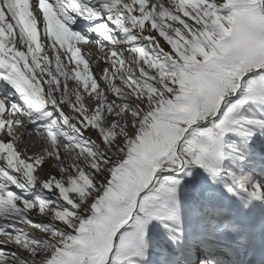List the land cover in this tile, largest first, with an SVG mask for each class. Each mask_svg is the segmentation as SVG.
<instances>
[{"label": "snow or ice", "instance_id": "6c2138e0", "mask_svg": "<svg viewBox=\"0 0 264 264\" xmlns=\"http://www.w3.org/2000/svg\"><path fill=\"white\" fill-rule=\"evenodd\" d=\"M26 2L34 32L0 5V80L20 101L0 95V264H140L176 174L219 179L226 135L254 134L235 113L264 100V0ZM76 16L108 44L73 31ZM227 175L264 200L260 182Z\"/></svg>", "mask_w": 264, "mask_h": 264}, {"label": "rangeland", "instance_id": "374dc122", "mask_svg": "<svg viewBox=\"0 0 264 264\" xmlns=\"http://www.w3.org/2000/svg\"><path fill=\"white\" fill-rule=\"evenodd\" d=\"M113 36L121 41L124 40L120 33H113ZM99 41L108 44L102 39ZM122 46L124 45H116L118 48ZM262 104L260 100L249 101L239 112L235 113V118L239 121L236 126H243L254 134L251 138L245 137L244 144L233 136L229 137L230 134L226 135L224 148L226 160L223 166L227 172H234L247 181H258L264 185V157L261 158L259 156L261 153L258 155L256 151L259 149L260 152H264V128L247 124V120H264V105ZM164 137L166 140V135ZM30 138L28 140L26 136L25 143L30 151H36L39 144L35 139ZM228 144H232L233 147L228 148ZM146 150L141 154H146L153 149L146 147ZM245 157L248 159L247 162H242ZM198 167L194 166L187 168L182 173H177L176 178L180 180V184L176 187V192L157 203L156 206L160 209L162 219L153 218L148 221L145 239L147 248L157 254L161 260L160 264H187L182 261V259H187L183 258V255L192 257L196 251L200 249L207 251L213 246L224 249L226 259L229 258L227 260H230L232 264H262L259 263L256 256L260 254L264 258V200L254 197V199H248L249 193L233 186L231 178L221 176L217 180H212L209 179L211 176L208 172ZM128 178L125 176L121 181L124 188L130 184ZM226 184L231 185L235 190L229 192ZM14 190L28 200L42 194L39 189ZM202 200L208 202L209 205H205L206 202L204 203ZM168 206L182 212V215L188 219L189 227L193 223L197 232L200 230L208 232L209 241L206 242L207 240H204L203 237L201 239L193 235L192 229L185 227L186 224L181 220L169 218L166 215L169 213ZM226 210H231L230 213L236 223L224 214ZM8 211L7 208L0 206V212ZM195 222L197 224L194 225ZM177 229L180 231L177 232ZM8 230L11 231V229ZM235 253L241 256L231 257V254ZM140 264L152 263L147 259L140 261Z\"/></svg>", "mask_w": 264, "mask_h": 264}, {"label": "bare ground", "instance_id": "6f19581e", "mask_svg": "<svg viewBox=\"0 0 264 264\" xmlns=\"http://www.w3.org/2000/svg\"><path fill=\"white\" fill-rule=\"evenodd\" d=\"M0 5H4V6H7L9 8V12H10V14H12L13 21H15L17 24L23 23V25H24L23 30L24 31L34 32L33 21L30 20V19H28V17L30 15L24 9L25 7L22 6L23 4L16 3V0H0ZM17 17H22V19H19L18 20ZM99 22L100 21H98V20L89 21V20L84 19V18H82L80 16H76L75 17V23H73L71 25V29L73 31H77V32H81V33L87 34L90 39L99 40V39H102V38L99 37V36H97L94 32H90L89 31L93 27V25L98 24ZM0 25H4L5 27H8L9 30H11V25H6L5 24V22L3 20V13L2 12H0ZM38 27H39V29H41V26L39 25V23H38ZM41 31H42V29H41ZM117 34H118V32H117ZM3 35H4L3 32L0 31V39H3ZM58 35L62 37L63 36V33L58 32ZM49 55H51V53H49ZM0 95L7 96L10 101L20 102L19 101L18 94L15 93V90L12 88V86L9 85L7 82H5L3 80H0ZM260 101H261V103L264 104V100H260ZM161 127H163V126H161ZM157 135L159 136V131L157 132ZM29 137H31L32 139H35L32 136H27V139ZM164 140H165V137H161L160 138V142H163ZM155 143L156 142L154 141L153 144H155ZM38 144H39V142H38ZM142 144H143V142H142ZM145 151H147L146 150V147L145 148H142L141 153H143ZM128 177H129L128 178L129 179V182L132 183L133 180H134V177H132L130 175ZM209 179L214 180L212 178V176ZM167 209H169V213L166 214L167 211L164 212V213L169 218H174V219H176L178 221L181 220L182 223L190 226V224L188 222V219H186L184 217V215H182V213L177 208L168 206ZM161 213H163V212H161ZM148 257H149V255L147 254V258ZM256 259H258L260 261V263L264 264V258H262L260 254H258L256 256ZM199 261L202 262V261H205V260L200 259Z\"/></svg>", "mask_w": 264, "mask_h": 264}, {"label": "water", "instance_id": "95a60500", "mask_svg": "<svg viewBox=\"0 0 264 264\" xmlns=\"http://www.w3.org/2000/svg\"><path fill=\"white\" fill-rule=\"evenodd\" d=\"M218 118H219V116L216 117V120H217ZM178 146H179V145H178ZM222 160H223V159H222ZM221 166H222V168H223L222 161H221ZM166 172H167V171H166ZM166 172H165V173H166Z\"/></svg>", "mask_w": 264, "mask_h": 264}, {"label": "trees", "instance_id": "16d2710c", "mask_svg": "<svg viewBox=\"0 0 264 264\" xmlns=\"http://www.w3.org/2000/svg\"><path fill=\"white\" fill-rule=\"evenodd\" d=\"M246 158V157H245ZM255 158V157H254ZM204 202V201H203ZM205 203V202H204ZM205 205H208L207 203H205ZM232 219V221H234V218H231Z\"/></svg>", "mask_w": 264, "mask_h": 264}]
</instances>
